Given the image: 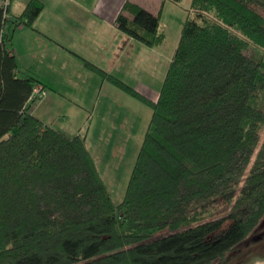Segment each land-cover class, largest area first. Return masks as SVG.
Wrapping results in <instances>:
<instances>
[{
    "label": "trees",
    "instance_id": "1",
    "mask_svg": "<svg viewBox=\"0 0 264 264\" xmlns=\"http://www.w3.org/2000/svg\"><path fill=\"white\" fill-rule=\"evenodd\" d=\"M182 1L157 15L127 2L116 26L159 47L165 4ZM12 2L0 5V264H229L264 222V0H193L158 101L84 60L153 111L120 205L87 134L30 112L40 81L18 77L13 40L45 5L13 17ZM222 202L229 213L207 220Z\"/></svg>",
    "mask_w": 264,
    "mask_h": 264
},
{
    "label": "crops",
    "instance_id": "2",
    "mask_svg": "<svg viewBox=\"0 0 264 264\" xmlns=\"http://www.w3.org/2000/svg\"><path fill=\"white\" fill-rule=\"evenodd\" d=\"M30 1L25 0L17 5V1L13 0L11 15L19 17ZM39 1L45 5V10L34 28L21 26L15 32L13 40V53L19 65L18 77L34 76L47 92L45 97L29 102L30 112L45 126L70 137L86 133V145L92 155L90 139L95 138L94 134L102 129L101 122L108 104L105 99L110 95L118 100H133L111 87L109 82L98 74L90 71L85 66L84 60L111 76H117L115 72L117 69L123 73L137 71L138 69L134 70V68L137 66L140 68L139 53L154 60L156 51L119 31L116 20L127 2L157 15L162 0ZM16 6L17 10H14ZM153 6L157 9H152ZM125 15L133 19L132 14L126 12ZM180 39L181 34L177 39L176 50ZM173 57L169 58L170 65ZM144 70L147 71L148 68ZM160 85L157 87L154 82L144 79L143 88L137 90L151 100L158 101L164 82ZM103 89L107 90V94H102ZM111 108H114V105ZM99 114L100 119H98ZM114 117L111 122L119 121V118ZM128 118L130 122L127 121L128 128L131 126V131L138 130L137 113L133 119L131 116ZM151 118L150 115L145 114L144 119L148 120V127ZM113 130L116 131L117 128ZM92 157L96 163L93 155Z\"/></svg>",
    "mask_w": 264,
    "mask_h": 264
},
{
    "label": "rangeland",
    "instance_id": "3",
    "mask_svg": "<svg viewBox=\"0 0 264 264\" xmlns=\"http://www.w3.org/2000/svg\"><path fill=\"white\" fill-rule=\"evenodd\" d=\"M16 1L17 5H19L25 0ZM192 1L193 0H183L181 4H174L172 2V4H165L166 7H164L163 10L160 32L164 33L166 39L161 46L151 48L156 51L155 59L144 57L139 55V53L140 68L138 66L134 68V70L138 69V72L123 73L117 69L115 72L119 77L115 75L113 77L131 86L135 90L143 88L144 79L148 82H154L157 87L161 86L160 84L164 82L167 70L169 69V58L175 55L177 39L180 34L182 35L186 23V15H188L191 10ZM161 6L158 7V9L155 6H153L154 8H150L160 10ZM14 10H17V6L16 8L14 7ZM190 13H192V11ZM181 26L183 27L180 33L179 30ZM144 68H148V70L146 71ZM109 85L133 101L118 100L110 95H108V97L106 96L107 98L105 101L108 102V104L105 107L101 122L102 129L99 133L97 132L94 134L95 138L90 139V150L114 203L120 205L125 199L128 184L149 129L147 125L148 120L144 119L145 114H148V116L150 115L151 118V115L153 116V111L110 82ZM102 94H107V90L103 89ZM128 101H130V103H128ZM112 105H114V108H111ZM135 113L138 115L139 129L131 131V126L128 128V123H130L128 117L131 116V119H133ZM114 116L117 119L119 118V121L111 122ZM98 119H100V114ZM115 127L117 128L116 131L113 130ZM229 210L230 207L222 202L217 212L208 217L207 220L221 218L227 215ZM168 234H170V231L166 230L159 233L157 237H163ZM229 259V264H253V262H264V222L252 237L230 254Z\"/></svg>",
    "mask_w": 264,
    "mask_h": 264
},
{
    "label": "built area",
    "instance_id": "4",
    "mask_svg": "<svg viewBox=\"0 0 264 264\" xmlns=\"http://www.w3.org/2000/svg\"><path fill=\"white\" fill-rule=\"evenodd\" d=\"M1 4L4 5L5 7H7L9 4V0H2ZM46 95H47L46 90L41 85H39V86H37L35 92L33 93L31 101H33L37 98L45 97Z\"/></svg>",
    "mask_w": 264,
    "mask_h": 264
},
{
    "label": "water",
    "instance_id": "5",
    "mask_svg": "<svg viewBox=\"0 0 264 264\" xmlns=\"http://www.w3.org/2000/svg\"><path fill=\"white\" fill-rule=\"evenodd\" d=\"M253 264H264V262L263 263H261V262H253Z\"/></svg>",
    "mask_w": 264,
    "mask_h": 264
}]
</instances>
